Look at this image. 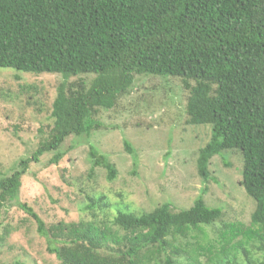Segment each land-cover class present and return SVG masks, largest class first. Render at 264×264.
<instances>
[{
  "label": "trees",
  "instance_id": "trees-1",
  "mask_svg": "<svg viewBox=\"0 0 264 264\" xmlns=\"http://www.w3.org/2000/svg\"><path fill=\"white\" fill-rule=\"evenodd\" d=\"M7 69L63 82L47 136L20 169L0 176V205L18 201L30 163L53 153L49 164H59L68 138L102 129L99 112L113 109L135 76L182 80L187 124L211 127L198 152L200 177L208 180L215 156L238 151L241 185L256 203L249 224L223 220L202 197L187 210L118 209L109 220L108 199L89 196L86 209L102 218L49 227L17 203L60 264H264L254 250L264 253V0H0V70ZM87 75L90 85L69 83ZM90 155L91 171L104 168L114 181V165L94 148Z\"/></svg>",
  "mask_w": 264,
  "mask_h": 264
},
{
  "label": "rangeland",
  "instance_id": "rangeland-1",
  "mask_svg": "<svg viewBox=\"0 0 264 264\" xmlns=\"http://www.w3.org/2000/svg\"><path fill=\"white\" fill-rule=\"evenodd\" d=\"M92 78L81 76L69 83L84 80L90 85ZM62 82L56 74L0 70L1 178L20 169L21 161L31 158L47 136ZM188 96L179 78L135 76L116 106L99 112L102 129L89 138H68L59 164H49L53 153L30 163L18 201L0 205V264H60L48 252L35 220L17 203L34 209L49 227L102 218L100 211L86 209L89 196L108 199L114 207L107 212L109 220L118 209L140 214L170 204L175 210H187L202 197L207 206L222 209L223 220L249 224L256 203L241 185V153L215 156L207 181L198 173V152L211 139V127L187 124ZM92 148L117 169L114 181L108 180L104 168L91 171ZM213 229L206 228L211 238ZM254 250L257 257L264 255L257 247Z\"/></svg>",
  "mask_w": 264,
  "mask_h": 264
}]
</instances>
